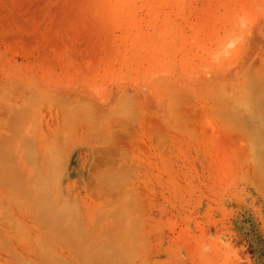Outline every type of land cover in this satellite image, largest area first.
Listing matches in <instances>:
<instances>
[{
    "label": "rangeland",
    "instance_id": "1",
    "mask_svg": "<svg viewBox=\"0 0 264 264\" xmlns=\"http://www.w3.org/2000/svg\"><path fill=\"white\" fill-rule=\"evenodd\" d=\"M0 264H264V0H0Z\"/></svg>",
    "mask_w": 264,
    "mask_h": 264
}]
</instances>
